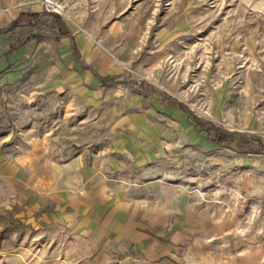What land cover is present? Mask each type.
<instances>
[{
	"label": "rangeland",
	"instance_id": "rangeland-1",
	"mask_svg": "<svg viewBox=\"0 0 264 264\" xmlns=\"http://www.w3.org/2000/svg\"><path fill=\"white\" fill-rule=\"evenodd\" d=\"M23 11L46 21L0 35V264H264V0H0V29ZM95 155L192 225L114 249L65 224L57 170Z\"/></svg>",
	"mask_w": 264,
	"mask_h": 264
},
{
	"label": "crops",
	"instance_id": "crops-1",
	"mask_svg": "<svg viewBox=\"0 0 264 264\" xmlns=\"http://www.w3.org/2000/svg\"><path fill=\"white\" fill-rule=\"evenodd\" d=\"M106 162L97 155L89 162L79 157L57 170L65 180L60 197L65 224L114 249L134 241L146 243L160 234L173 242L184 225H192L181 190L163 185L161 174L124 186L113 181V164Z\"/></svg>",
	"mask_w": 264,
	"mask_h": 264
},
{
	"label": "trees",
	"instance_id": "trees-1",
	"mask_svg": "<svg viewBox=\"0 0 264 264\" xmlns=\"http://www.w3.org/2000/svg\"><path fill=\"white\" fill-rule=\"evenodd\" d=\"M47 15L53 17L54 22L58 28V31L60 32L62 37H66L69 35L67 32H65L61 29V18L57 13L49 12V13H47ZM45 21L46 20H43L40 13H38V12H24L23 11L11 22V24L8 28L0 29V35L6 34L9 32H13L14 30H16L17 28H20V27H34V26L41 24ZM39 38H40V36L35 35L33 33H29L28 35H26L22 39L13 40L8 45L7 54H11V53L19 50L21 47H23L27 43L38 40ZM70 39H71L72 52L74 53L75 56H77L78 50H77V45H76L75 39L73 37H71ZM56 41H59V36L56 37ZM177 105H178V108L180 110H182L183 112H186V108L184 107V105H182L181 103H177ZM211 141L214 144H216L217 146H221L227 141V138L226 137H220V136H214V137H211ZM256 142L258 144L255 143L257 145L255 146V148L252 149V152L264 153V150H263L264 148L262 147L263 144H262L261 140H257ZM0 239H1V236H0Z\"/></svg>",
	"mask_w": 264,
	"mask_h": 264
}]
</instances>
